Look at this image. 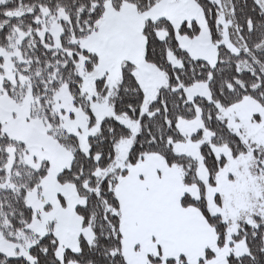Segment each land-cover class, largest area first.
I'll return each mask as SVG.
<instances>
[{
    "label": "snow or ice",
    "instance_id": "6c2138e0",
    "mask_svg": "<svg viewBox=\"0 0 264 264\" xmlns=\"http://www.w3.org/2000/svg\"><path fill=\"white\" fill-rule=\"evenodd\" d=\"M0 264H264V0H0Z\"/></svg>",
    "mask_w": 264,
    "mask_h": 264
}]
</instances>
